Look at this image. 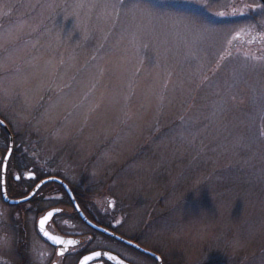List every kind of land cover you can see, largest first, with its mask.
Instances as JSON below:
<instances>
[{"label":"rangeland","instance_id":"1","mask_svg":"<svg viewBox=\"0 0 264 264\" xmlns=\"http://www.w3.org/2000/svg\"><path fill=\"white\" fill-rule=\"evenodd\" d=\"M116 3L0 0L10 182L40 165L97 192L165 264H264V13L245 7L260 1ZM11 211L0 195V264L18 262Z\"/></svg>","mask_w":264,"mask_h":264},{"label":"flooded vegetation","instance_id":"2","mask_svg":"<svg viewBox=\"0 0 264 264\" xmlns=\"http://www.w3.org/2000/svg\"><path fill=\"white\" fill-rule=\"evenodd\" d=\"M0 119H3L0 116ZM7 137L6 132L2 127H0V138H3L2 135ZM1 140V139H0ZM8 151V150H7ZM4 153V157L7 153ZM20 156V155H19ZM18 152L13 153L9 161L10 168L12 163L18 159ZM0 161H3L0 158ZM16 165V164H15ZM17 166V165H16ZM9 168L5 177V188L7 195L12 200H23L26 199L30 194L44 181L50 178H56L63 183H65L73 195L74 201L79 205V209L82 215L87 218L91 223L95 224L98 227L109 230L122 237L123 239L132 242L142 249L152 252L148 249H145L141 246L140 242L135 238H129L117 231L118 222L113 221V218H108V221H105L103 211H99L95 207L97 206L98 197L95 196V193L92 191H87L85 186L80 187L79 190H76L66 179L60 176L44 174L45 170L38 165L35 167L31 164H26L22 170L19 171L13 177L12 182H10V172ZM41 172V173H40ZM43 172V174H42ZM34 174V179H29V175ZM21 176L20 180H16L15 177ZM1 175H0V195H1ZM10 190H15L14 194H10ZM96 197V198H95ZM2 199V196H1ZM7 206V205H6ZM12 211V220L14 221V227L16 231V249L15 255L17 257V264H77V259L80 261L83 260L85 256L93 254L95 252H109L116 255L119 259L124 261L127 264H134L130 257L120 256L115 249H121L133 257L138 258L144 262L148 261V264H158L157 260L154 258L130 247L127 246L113 238L105 236L91 227H89L81 217L80 213L75 208V204L64 189L59 183H48L43 185L38 192L28 201L19 204L15 207L8 206ZM102 208H104L102 206ZM114 209L113 203H110L109 209H105L107 215L112 213ZM43 210V211H42ZM59 210V211H57ZM47 211H53L54 216L49 221L46 222L45 231L49 234L58 236L64 240H77L80 241L79 245L74 247H69L68 245H56L45 239L43 232L39 229V219L46 215ZM104 240L106 243L110 244V248H97L90 249L89 245L94 241ZM90 243V244H89ZM60 248H67L68 251L65 253L67 259H63L58 256V250ZM158 255L162 264L164 263L163 258L156 252H152ZM129 256V255H128ZM89 264H115L110 260H97Z\"/></svg>","mask_w":264,"mask_h":264},{"label":"water","instance_id":"3","mask_svg":"<svg viewBox=\"0 0 264 264\" xmlns=\"http://www.w3.org/2000/svg\"><path fill=\"white\" fill-rule=\"evenodd\" d=\"M261 3H264V0H259ZM0 127H2L4 129V131L6 132L7 136H8V140H9V148H8V151H7V154L3 160V164H2V168H1V196H2V201L8 205V206H11V207H15L19 204H22L28 200H30L37 192L38 190L45 184H48V183H59L60 185H62L64 187V189L68 192V194L71 196L74 204H75V208L77 209V211L80 213L81 217L83 218L84 222L89 226L91 227L92 229H94L95 231L105 235V236H108L110 238H113L127 246H130L152 258H154L155 260H157L158 264H162V260L161 258L152 253V252H149V251H146L144 249H142L141 247H139L138 245L132 243V242H129L125 239H123L122 237L118 236V235H115L114 233L110 232L109 230H106L104 228H101V227H98L96 226L95 224L91 223L87 218H85L80 209L77 207V204L75 203L74 201V198H73V195L71 193V190L69 189V187L63 183L62 181L56 179V178H50V179H47L46 181L42 182L31 194L30 196H28L26 199H23V200H12L8 197L7 195V191H6V188H5V177H6V173H7V168H8V164H9V160L11 158V155H12V152H13V145H14V141H13V135L9 129V127L0 119ZM51 235V234H49ZM43 236L45 237V239H47L48 241H50L51 243L55 244L53 241H51L47 236L44 235V232H43ZM102 253L101 256L99 257H96L93 254H90L88 256H93V259L88 261V264L93 262V261H97V260H110L112 262H114L115 264H121V259H119L116 255L114 254H111L109 252H104V251H100ZM115 256L117 257V259H109V256ZM83 261V260H82ZM123 264H127L125 263L124 261H122Z\"/></svg>","mask_w":264,"mask_h":264},{"label":"snow or ice","instance_id":"4","mask_svg":"<svg viewBox=\"0 0 264 264\" xmlns=\"http://www.w3.org/2000/svg\"><path fill=\"white\" fill-rule=\"evenodd\" d=\"M117 6H120V7H124V5L121 3V0H117V3L113 5V7H117ZM205 7H207V5H205ZM246 8L248 9H252V8H255L257 10H259L260 12L264 13V3H259V4H246L245 5ZM217 15H224L223 12H219V13H216ZM234 14H237L236 12H234ZM260 24L261 25H264V17L261 18V21H260ZM16 180H20L21 179V176L17 175L15 177ZM29 179H34V174H30L29 175ZM77 207H79V205H77ZM43 211V210H42ZM59 211V210H57ZM54 216V212L53 211H47L46 215L42 216L40 219H39V229L40 231L44 232V235L47 236L51 241H53L56 245H68L69 247H74L76 245H79L80 244V241H77V240H64L58 236H54V235H49V233L47 231H45V225H46V222L49 221L51 218H53ZM119 223V222H118ZM68 251L67 248H60L58 250V256L63 258V259H67V257L65 256V253ZM94 255L96 257H99L102 255L101 252H95ZM93 259V256H85L83 258V261H80L79 258L77 259V264H88V261L92 260ZM109 259H117V257L115 256H109ZM121 264H123V262L121 261Z\"/></svg>","mask_w":264,"mask_h":264},{"label":"clouds","instance_id":"5","mask_svg":"<svg viewBox=\"0 0 264 264\" xmlns=\"http://www.w3.org/2000/svg\"><path fill=\"white\" fill-rule=\"evenodd\" d=\"M6 219L5 214L0 213V229L3 228V221ZM11 238L7 233L0 234V252L6 251L11 247Z\"/></svg>","mask_w":264,"mask_h":264},{"label":"trees","instance_id":"6","mask_svg":"<svg viewBox=\"0 0 264 264\" xmlns=\"http://www.w3.org/2000/svg\"><path fill=\"white\" fill-rule=\"evenodd\" d=\"M2 137H5V134H4V135H2ZM5 138H6V137H5ZM8 168L10 169V164H9Z\"/></svg>","mask_w":264,"mask_h":264}]
</instances>
